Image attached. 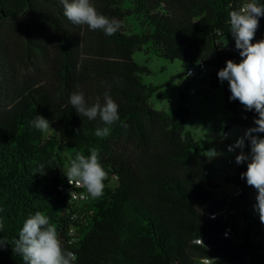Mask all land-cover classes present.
Masks as SVG:
<instances>
[{
	"label": "trees",
	"instance_id": "16d2710c",
	"mask_svg": "<svg viewBox=\"0 0 264 264\" xmlns=\"http://www.w3.org/2000/svg\"><path fill=\"white\" fill-rule=\"evenodd\" d=\"M247 2L91 0L99 13L122 22L106 36L69 21L60 0H0V240H6L0 264H24L14 241L37 211L55 225L62 247L76 254L74 264H202L204 258L210 264H264V246L251 241L246 225L239 231L231 214L257 194L241 178L247 163H235L227 177L234 185L229 205L216 192L204 149L185 129L189 111L154 109L149 99L161 86L144 84L142 75L150 70L133 60L144 51L189 66L201 62L212 70V88L218 87L226 61L242 60L229 12ZM261 39L264 16L252 43ZM106 91L120 120L109 136L97 137L96 128L104 126L99 117L78 115L69 99L83 92L91 106L98 98L103 103ZM223 94L229 125L244 134L255 127L258 114L230 100L228 81ZM38 115L54 131L34 128ZM248 145L246 140L245 153ZM62 146L72 149V159L98 152L108 174L101 197L69 205L58 189L66 180ZM41 163L46 174L33 175ZM228 227L234 239L223 236ZM261 232L259 226L256 234Z\"/></svg>",
	"mask_w": 264,
	"mask_h": 264
},
{
	"label": "clouds",
	"instance_id": "9594fccd",
	"mask_svg": "<svg viewBox=\"0 0 264 264\" xmlns=\"http://www.w3.org/2000/svg\"><path fill=\"white\" fill-rule=\"evenodd\" d=\"M64 8V16L75 25H87L90 30H102L106 36H112L122 27V22L108 18L99 13L91 0H60ZM264 16V3L260 0H248L239 10L229 12L230 28L235 40V48L242 57L241 62L226 61V66L218 71L221 83L228 81L231 92L230 100H238L246 110H254L258 118L254 120L255 127L249 128L229 151L239 148L236 163L247 162L246 172L241 174L247 185L257 191L254 210L264 224V138L254 133H264V39L252 43L259 27V18ZM69 103L76 113L95 120L99 117L103 127H97V137L110 135L111 126L120 120L118 104L108 91L104 93V102L99 98L89 106L83 92H73ZM34 128L41 132L53 130L50 122L43 116H36L32 121ZM122 127H127L121 124ZM249 142L250 151L244 152L245 141ZM46 164L41 163L33 175L46 174ZM70 185L83 187L87 196L93 199L103 195L104 181L108 178L98 158V152L91 150L89 156L77 154L71 159L66 170L62 169ZM87 198V197H85ZM4 222L0 219V231ZM6 240H0V245ZM13 251L22 257L24 264H74L77 256L72 251L62 247L57 229L49 218L37 211L29 215L19 231L18 239L14 241Z\"/></svg>",
	"mask_w": 264,
	"mask_h": 264
},
{
	"label": "rangeland",
	"instance_id": "374dc122",
	"mask_svg": "<svg viewBox=\"0 0 264 264\" xmlns=\"http://www.w3.org/2000/svg\"><path fill=\"white\" fill-rule=\"evenodd\" d=\"M218 44L223 45L224 41L220 39ZM133 60L150 70V74L142 75L144 84L161 86L149 99L154 109L171 115L179 108L189 111L190 118L186 122L185 129L204 149V153L213 166L211 176L213 183L219 187L216 190L218 196L226 198L229 205L232 204L234 185L227 180V177L233 174V167L229 166L227 161L233 160L234 155L226 152L225 147L226 144L235 145L236 141L243 136L244 129L228 123L230 113L225 108L223 94L226 81L212 88L210 68L202 80H197L187 76L186 71L189 67L187 63L179 60L170 61L150 52H135ZM172 77H175L173 81H171ZM60 149L61 169L66 170L72 159V149L64 146ZM110 185L115 187L116 181H112ZM256 195H252L249 205L245 208L241 204L235 205L231 214L239 231L242 224H245L250 231L251 241L264 246V224L260 222L259 214L254 210ZM259 226L262 232L257 235L256 230ZM232 238L234 239V235Z\"/></svg>",
	"mask_w": 264,
	"mask_h": 264
},
{
	"label": "built area",
	"instance_id": "2783aa9c",
	"mask_svg": "<svg viewBox=\"0 0 264 264\" xmlns=\"http://www.w3.org/2000/svg\"><path fill=\"white\" fill-rule=\"evenodd\" d=\"M259 41V40H258ZM208 67L204 63H196L194 65H191L188 67L186 74L187 76L196 78L197 80H202L207 72H208ZM193 93V91L191 92ZM230 146H233L231 144H226L225 150L228 153H232L234 155L233 160H228L227 164L229 166H233L236 163V156L239 154L240 149L235 148L233 151H229ZM247 163V162H245ZM116 179V178H114ZM59 191L62 194H66L69 197V205L71 206L72 204H79V203H84L89 200L90 196H87L86 190L83 187H76L75 185H70L67 181V178L65 182H63L61 185L58 187ZM87 197V198H85ZM216 215H211V218H215ZM245 224H242L241 229H243ZM233 232L230 227L226 228L223 236L225 238H230L232 237ZM195 243L198 245H203V240L202 239H197L195 240ZM202 264H210L211 260L209 258H204L201 259Z\"/></svg>",
	"mask_w": 264,
	"mask_h": 264
}]
</instances>
